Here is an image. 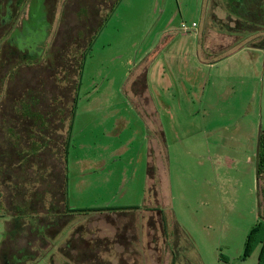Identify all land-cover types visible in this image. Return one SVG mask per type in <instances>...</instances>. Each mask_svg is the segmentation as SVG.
Instances as JSON below:
<instances>
[{
    "label": "rangeland",
    "instance_id": "rangeland-1",
    "mask_svg": "<svg viewBox=\"0 0 264 264\" xmlns=\"http://www.w3.org/2000/svg\"><path fill=\"white\" fill-rule=\"evenodd\" d=\"M76 1L59 7L67 20ZM216 2L119 0L105 11L65 161L67 205L86 214H71L36 264L53 252L62 260L57 246L78 227L89 264H256L243 254L258 222L264 31L221 33L229 10ZM194 21L199 38L179 31ZM1 201L0 244L10 211Z\"/></svg>",
    "mask_w": 264,
    "mask_h": 264
},
{
    "label": "trees",
    "instance_id": "trees-1",
    "mask_svg": "<svg viewBox=\"0 0 264 264\" xmlns=\"http://www.w3.org/2000/svg\"><path fill=\"white\" fill-rule=\"evenodd\" d=\"M118 1L77 0L74 19L67 20L64 7L59 9L64 0H0V206L4 200L10 208V215L3 213L8 220L0 264L38 263L71 214H86L67 205L69 131L85 57L108 18L105 11L112 12ZM254 1L256 12L263 14L264 0H222L229 10L223 25L239 35L263 31L264 17H249ZM25 69L38 73L25 81L20 76ZM255 173L258 222L246 240L243 260L256 254V264H264L263 130ZM89 244L80 238L79 227L73 229L57 246L62 260L53 252L48 264H89Z\"/></svg>",
    "mask_w": 264,
    "mask_h": 264
},
{
    "label": "flooded vegetation",
    "instance_id": "flooded-vegetation-1",
    "mask_svg": "<svg viewBox=\"0 0 264 264\" xmlns=\"http://www.w3.org/2000/svg\"><path fill=\"white\" fill-rule=\"evenodd\" d=\"M256 3H255V1L252 3V13L250 14V16L249 17H253V19L255 18V17H264V13L263 14H261V13H257L256 12ZM225 16L226 17H228L226 14H225ZM219 22V21H218ZM219 23H222V22H219ZM254 25L256 26V23H254ZM227 26H229L228 24H227ZM230 27V26H229ZM229 29V28H228ZM228 29H226L225 27H224V25H223V30H221V33H223V34H226V32L224 31V30H226V31H230V30H228ZM264 31V30H263ZM232 34H228V36H233V34H234V31L232 30V31H230ZM5 229V228H4Z\"/></svg>",
    "mask_w": 264,
    "mask_h": 264
},
{
    "label": "built area",
    "instance_id": "built-area-1",
    "mask_svg": "<svg viewBox=\"0 0 264 264\" xmlns=\"http://www.w3.org/2000/svg\"><path fill=\"white\" fill-rule=\"evenodd\" d=\"M196 27H197V25L195 23H191L188 25L185 22H182L180 24L179 31H181L185 34H189L191 32H194Z\"/></svg>",
    "mask_w": 264,
    "mask_h": 264
},
{
    "label": "crops",
    "instance_id": "crops-1",
    "mask_svg": "<svg viewBox=\"0 0 264 264\" xmlns=\"http://www.w3.org/2000/svg\"><path fill=\"white\" fill-rule=\"evenodd\" d=\"M192 23H195L196 25H197V27L195 28V31H194V35H195V37H197V38H199L200 37V35H201V32H202V28H201V25H199L197 22H192ZM141 89V88H140ZM144 89V88H143ZM141 91V93H143V91L144 90H140ZM138 95H139V97H140V95H142V94H140V92L138 93ZM143 116H144V114H143ZM151 116L153 117V118H155V115L152 113L151 114ZM156 123V122H155Z\"/></svg>",
    "mask_w": 264,
    "mask_h": 264
}]
</instances>
